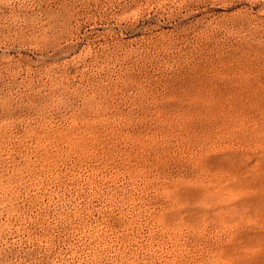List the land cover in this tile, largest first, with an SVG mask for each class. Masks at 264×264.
<instances>
[{"label": "rangeland", "instance_id": "1", "mask_svg": "<svg viewBox=\"0 0 264 264\" xmlns=\"http://www.w3.org/2000/svg\"><path fill=\"white\" fill-rule=\"evenodd\" d=\"M0 264H264V0H0Z\"/></svg>", "mask_w": 264, "mask_h": 264}]
</instances>
